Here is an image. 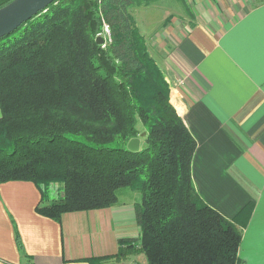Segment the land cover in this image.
<instances>
[{"label": "trees", "instance_id": "1", "mask_svg": "<svg viewBox=\"0 0 264 264\" xmlns=\"http://www.w3.org/2000/svg\"><path fill=\"white\" fill-rule=\"evenodd\" d=\"M136 2L53 0L0 37V183L32 181L35 210L55 220L137 190L138 242L119 239L116 260L138 243L147 264H236L241 228L195 189V140L132 22ZM138 124L146 133L129 150Z\"/></svg>", "mask_w": 264, "mask_h": 264}, {"label": "crops", "instance_id": "2", "mask_svg": "<svg viewBox=\"0 0 264 264\" xmlns=\"http://www.w3.org/2000/svg\"><path fill=\"white\" fill-rule=\"evenodd\" d=\"M184 4L152 40V56L195 140L196 191L241 228L236 264H264V0ZM125 190L114 205L55 220L35 210L32 181L1 182L0 264H115L119 239L139 236L138 194ZM134 253L119 264H147Z\"/></svg>", "mask_w": 264, "mask_h": 264}, {"label": "rangeland", "instance_id": "3", "mask_svg": "<svg viewBox=\"0 0 264 264\" xmlns=\"http://www.w3.org/2000/svg\"><path fill=\"white\" fill-rule=\"evenodd\" d=\"M184 3L185 0H140V2H136L128 6V11L130 13L132 22L137 27L139 34L143 36L147 51L153 59H154V57L152 56L153 45H151L152 40L154 42L157 35H159L158 33H161L164 25H166L167 23L171 24L173 22L174 18H171L173 15L177 13L183 14V11H185ZM98 12L101 18L104 19V16L101 13V9L98 8ZM162 18L164 19L162 20ZM105 22L107 21L105 20ZM155 63L157 64L156 61ZM168 85L170 84L168 83ZM138 128L140 130L138 137L139 136L143 137L146 131L142 128L141 124H138ZM50 188L52 189L51 190L52 196H55L56 194L59 193L60 190L59 184L51 183ZM124 189L131 190V192H135V194H138V198H139V193L137 190L128 187L122 188L120 190H124ZM134 246L135 247L132 252H135L134 255H138L140 253L139 251H137L139 248L138 243L135 244ZM142 257L144 258V256ZM137 258H139V256H137ZM122 259H127V257L123 256ZM119 261L121 260H117L115 264H119L120 263Z\"/></svg>", "mask_w": 264, "mask_h": 264}, {"label": "water", "instance_id": "4", "mask_svg": "<svg viewBox=\"0 0 264 264\" xmlns=\"http://www.w3.org/2000/svg\"><path fill=\"white\" fill-rule=\"evenodd\" d=\"M53 0H9L0 5V37L18 27L22 22L32 17L39 10L46 7ZM97 43H102L100 35H96ZM140 138L134 136L129 138L126 147L129 150H138Z\"/></svg>", "mask_w": 264, "mask_h": 264}, {"label": "built area", "instance_id": "5", "mask_svg": "<svg viewBox=\"0 0 264 264\" xmlns=\"http://www.w3.org/2000/svg\"><path fill=\"white\" fill-rule=\"evenodd\" d=\"M103 39V42L100 43L102 47L106 46L111 41V33H110V26L105 20L102 18V25L100 31L97 33ZM123 264H135L133 262H125Z\"/></svg>", "mask_w": 264, "mask_h": 264}]
</instances>
